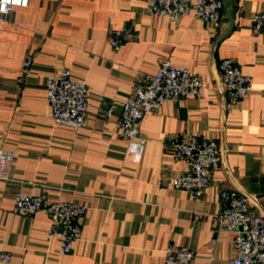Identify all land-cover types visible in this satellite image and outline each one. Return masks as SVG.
Instances as JSON below:
<instances>
[{
	"label": "crops",
	"instance_id": "0c3cea01",
	"mask_svg": "<svg viewBox=\"0 0 264 264\" xmlns=\"http://www.w3.org/2000/svg\"><path fill=\"white\" fill-rule=\"evenodd\" d=\"M145 8V0H28L3 16L0 148L15 154L9 180L0 181L6 264H164L167 245L191 250L192 264H229L235 233L217 221L219 194L239 192L264 218V30L255 33L250 21L264 12V0H229L216 29L193 13L170 22ZM125 27L136 39L113 50L109 32ZM224 58L251 80L250 95L232 105L218 70ZM163 59L200 75L202 86L195 96L146 112L144 142L129 141L116 125L120 105ZM61 69L90 92L87 123L77 132L50 118L46 79ZM183 132L222 149L199 200L172 186L187 165L166 145ZM19 194L86 208L70 252L59 253L44 211L12 212Z\"/></svg>",
	"mask_w": 264,
	"mask_h": 264
},
{
	"label": "built area",
	"instance_id": "2783aa9c",
	"mask_svg": "<svg viewBox=\"0 0 264 264\" xmlns=\"http://www.w3.org/2000/svg\"><path fill=\"white\" fill-rule=\"evenodd\" d=\"M148 15L165 17L177 22L193 13V18L212 28H218L222 20L224 0H145ZM28 0H0V26L3 16L15 7H26ZM252 30H264V12L250 16ZM136 39L128 27L109 32L108 42L113 50H118L125 42ZM31 64L27 56L22 63L26 72ZM222 89L232 105L247 98L251 91V80L242 75L240 68L232 59L224 58L218 64ZM202 86V78L190 73L185 67L172 64L163 59L157 71L143 84L136 86L127 100L120 105L116 125L127 140L144 139L139 129L146 112L157 111L162 105L177 98L197 95ZM90 92L84 80L72 77L68 69H61L46 79V102L50 118L56 125L66 126L79 131L87 123V107ZM112 105L105 116L113 115ZM174 159L184 161L187 169L172 180V186L191 193L199 200L211 183L212 173L216 170L222 152L214 139L200 138L191 132H183L166 145ZM15 161V154L0 148V181H8ZM222 210L217 221L230 232L235 233L233 246L236 256L229 264H264V218L251 211L248 198L237 191H222L220 194ZM44 211L50 221L49 234L60 244L59 253L71 251L73 243L81 233L80 219L86 208L72 202H50L45 195L19 194L14 199L12 212L21 217H31ZM164 264H192L194 254L185 247L164 248ZM10 255L0 253V262L8 263Z\"/></svg>",
	"mask_w": 264,
	"mask_h": 264
},
{
	"label": "water",
	"instance_id": "95a60500",
	"mask_svg": "<svg viewBox=\"0 0 264 264\" xmlns=\"http://www.w3.org/2000/svg\"><path fill=\"white\" fill-rule=\"evenodd\" d=\"M229 0H224V4L226 3V2H228Z\"/></svg>",
	"mask_w": 264,
	"mask_h": 264
}]
</instances>
